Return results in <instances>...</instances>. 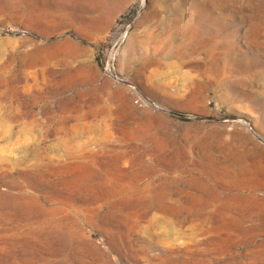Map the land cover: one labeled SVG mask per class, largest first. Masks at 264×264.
<instances>
[{
    "label": "rangeland",
    "instance_id": "obj_1",
    "mask_svg": "<svg viewBox=\"0 0 264 264\" xmlns=\"http://www.w3.org/2000/svg\"><path fill=\"white\" fill-rule=\"evenodd\" d=\"M78 1L0 0V264H264V0Z\"/></svg>",
    "mask_w": 264,
    "mask_h": 264
},
{
    "label": "bare ground",
    "instance_id": "obj_2",
    "mask_svg": "<svg viewBox=\"0 0 264 264\" xmlns=\"http://www.w3.org/2000/svg\"><path fill=\"white\" fill-rule=\"evenodd\" d=\"M54 2V9L55 11H64V9L67 11V18L66 23L67 24H73L74 22H77L78 15L75 13L77 10H81L83 8V5L78 0H52ZM50 6V5H49ZM63 18V17H61ZM80 23V22H79ZM33 212V211H32ZM52 229V228H51ZM233 229V228H232ZM243 229V228H241ZM229 230V229H228ZM239 231V230H238ZM51 232V230H50ZM237 233V232H236ZM240 245V244H239ZM259 255V254H258ZM262 255V254H261ZM248 258V257H247ZM249 262V261H248ZM247 262V263H248ZM243 263V262H242ZM250 264V263H249ZM252 264V263H251Z\"/></svg>",
    "mask_w": 264,
    "mask_h": 264
},
{
    "label": "crops",
    "instance_id": "obj_3",
    "mask_svg": "<svg viewBox=\"0 0 264 264\" xmlns=\"http://www.w3.org/2000/svg\"><path fill=\"white\" fill-rule=\"evenodd\" d=\"M65 40H66V42L70 41L69 39H65ZM65 40H64V41H65Z\"/></svg>",
    "mask_w": 264,
    "mask_h": 264
}]
</instances>
